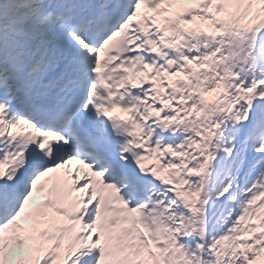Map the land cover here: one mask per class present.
Listing matches in <instances>:
<instances>
[{
	"label": "snow or ice",
	"instance_id": "1",
	"mask_svg": "<svg viewBox=\"0 0 264 264\" xmlns=\"http://www.w3.org/2000/svg\"><path fill=\"white\" fill-rule=\"evenodd\" d=\"M0 264H264V0H0Z\"/></svg>",
	"mask_w": 264,
	"mask_h": 264
}]
</instances>
